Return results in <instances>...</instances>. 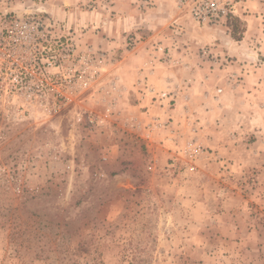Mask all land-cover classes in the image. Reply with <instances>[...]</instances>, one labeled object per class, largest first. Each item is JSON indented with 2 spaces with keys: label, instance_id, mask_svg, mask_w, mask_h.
<instances>
[{
  "label": "rangeland",
  "instance_id": "obj_1",
  "mask_svg": "<svg viewBox=\"0 0 264 264\" xmlns=\"http://www.w3.org/2000/svg\"><path fill=\"white\" fill-rule=\"evenodd\" d=\"M111 1L77 0L63 8L82 12L61 15L48 0H0V26L36 27L45 80L6 96L0 77V264H264V84L248 80L244 60L208 51L231 66L223 84H199L197 54L186 70L174 65L171 84L126 86L115 71L147 30L125 32L124 48L96 42L109 29L84 13L112 17ZM246 1L222 0L228 14L204 23L227 17L232 33ZM253 2L264 25V0ZM149 45L161 52L143 67L182 60ZM244 58L264 64L262 52Z\"/></svg>",
  "mask_w": 264,
  "mask_h": 264
},
{
  "label": "crops",
  "instance_id": "obj_2",
  "mask_svg": "<svg viewBox=\"0 0 264 264\" xmlns=\"http://www.w3.org/2000/svg\"><path fill=\"white\" fill-rule=\"evenodd\" d=\"M47 3L56 6V9L52 8L54 13L61 15H78L82 12L75 8H69L68 10L65 7L63 8V5L70 4L75 7L77 0H48ZM141 3L142 0H113L109 7L113 8L114 12L112 17L109 18L105 17L108 13L101 10L84 13L86 17L95 16L96 13L97 15L93 18V21H105L103 23H106L105 27L109 29L108 34L104 35L103 29L100 30L99 36L101 37H98L96 42L101 41L108 48H120V45L123 47L126 36L123 34L125 32H132L138 27L139 29L146 28L147 31L143 33H146L147 38L141 40L134 50L124 51L122 61L125 62L115 71L126 86H134L138 80H145V76L154 85H162L163 87L169 83L171 84L172 77L176 75V69L180 67L178 69L181 71L186 70L187 68L184 67L188 66L189 58L197 54L199 55V84H202L203 80H211L210 82L216 85L223 84L226 78L220 83L219 77H226L228 71L231 70V66H228L229 70H225L227 66L221 69L218 58H216V62H209V57L205 56L209 51L213 56L220 55L223 58L236 56L240 58L239 60H244L243 67L248 68L250 66L249 70L252 69L251 74L247 77L248 80L254 85L259 84L262 87V84H264V64L252 67L251 63L249 61L245 62L246 59L244 58L245 53H264V25L252 14L255 8L259 7L258 3L247 0L236 4L234 13L245 22V30L241 40L233 38L227 17L220 25L198 24L180 12L176 7L175 0H153V6L150 8H143ZM172 25L177 27L178 30L172 28ZM138 30L135 31L140 34ZM175 32L180 33V35H176ZM110 37L118 38L111 39ZM177 39H179V46L175 45ZM154 42L156 44L162 43L164 49L168 48L171 55H179L182 60L178 59V62L176 60L170 61L168 64L153 61L148 64V67H143L142 62L144 59L149 58L150 53L157 55L161 52V50L159 53L155 52V49L149 45ZM258 42L260 45H258ZM143 44L146 46L143 47ZM137 58H141V60H134ZM174 65L178 67H174ZM238 65H241V63ZM141 67L144 68L143 71ZM142 101L141 105L147 106L148 109L145 110V115L147 116L148 113L153 114L155 107L152 100L146 95L142 98Z\"/></svg>",
  "mask_w": 264,
  "mask_h": 264
},
{
  "label": "built area",
  "instance_id": "obj_3",
  "mask_svg": "<svg viewBox=\"0 0 264 264\" xmlns=\"http://www.w3.org/2000/svg\"><path fill=\"white\" fill-rule=\"evenodd\" d=\"M178 5L199 23L228 14L222 0H178ZM36 36V27L26 19H13L8 26H0V77L3 78L1 84L6 89V96H12L24 87H29V90L39 89L44 84V78L38 76L41 59L38 55L40 47L33 46ZM47 64L56 68L57 57L51 56ZM55 75L49 76L52 78ZM27 78L29 82L25 84ZM90 121L94 119L90 118ZM197 152L195 150L193 154Z\"/></svg>",
  "mask_w": 264,
  "mask_h": 264
},
{
  "label": "trees",
  "instance_id": "obj_4",
  "mask_svg": "<svg viewBox=\"0 0 264 264\" xmlns=\"http://www.w3.org/2000/svg\"><path fill=\"white\" fill-rule=\"evenodd\" d=\"M233 20L236 22V25H235V26L233 25V28H232V35H233L234 38H236V39H240V37H241L242 35H239V34H238V31H237V25H238V23H240L241 21H240V19H238V18H234ZM229 25H230V24H229ZM231 26H232V24H231ZM241 33H242V32H241Z\"/></svg>",
  "mask_w": 264,
  "mask_h": 264
}]
</instances>
